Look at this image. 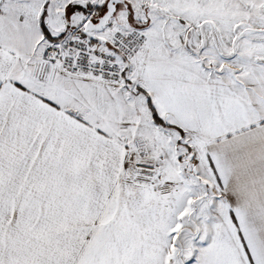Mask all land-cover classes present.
Segmentation results:
<instances>
[{
    "label": "snow or ice",
    "instance_id": "1",
    "mask_svg": "<svg viewBox=\"0 0 264 264\" xmlns=\"http://www.w3.org/2000/svg\"><path fill=\"white\" fill-rule=\"evenodd\" d=\"M0 264H264V0H0Z\"/></svg>",
    "mask_w": 264,
    "mask_h": 264
}]
</instances>
